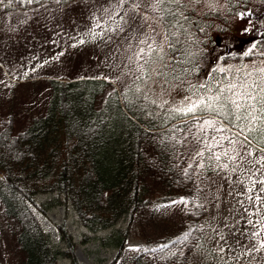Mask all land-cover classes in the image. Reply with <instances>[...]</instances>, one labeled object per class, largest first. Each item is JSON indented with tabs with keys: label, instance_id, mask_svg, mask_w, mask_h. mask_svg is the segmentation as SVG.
<instances>
[{
	"label": "trees",
	"instance_id": "obj_1",
	"mask_svg": "<svg viewBox=\"0 0 264 264\" xmlns=\"http://www.w3.org/2000/svg\"><path fill=\"white\" fill-rule=\"evenodd\" d=\"M74 1L4 0L0 5L35 17L48 4ZM130 1L121 0V6ZM154 4L151 17L160 24L162 39L142 47L148 48L141 56L143 72L122 86L101 75L50 76L44 97L24 101L21 114L6 103L11 96H0V242L8 251L6 264H60L61 258L78 264L70 249L51 242L32 208L35 195L49 192L63 197L50 204L71 205L92 231L113 228L122 219L136 221L144 241L119 264H188L205 241V181L218 169L215 149L221 146L206 148L202 164L195 165L188 145L196 123L211 117L214 124L202 137L219 135L223 144L243 138L264 152V0ZM242 13L258 15L254 30L243 28ZM122 15L120 9L110 22L117 24ZM235 19L236 26L230 25ZM75 36L79 40L55 46L53 54L79 59L90 49L91 32ZM222 40L230 41L216 57ZM153 71L195 99L192 112L170 114L138 90L137 78ZM175 204L183 209L180 218L170 214ZM125 234L118 228L100 238H114L121 256Z\"/></svg>",
	"mask_w": 264,
	"mask_h": 264
},
{
	"label": "rangeland",
	"instance_id": "obj_2",
	"mask_svg": "<svg viewBox=\"0 0 264 264\" xmlns=\"http://www.w3.org/2000/svg\"><path fill=\"white\" fill-rule=\"evenodd\" d=\"M154 1L131 0L124 3L125 8L121 0H75L63 7L52 3L35 17L19 10H5L0 5V96H11L6 103L21 114L26 113L25 104L21 106L24 101L44 97L46 79L50 76L101 75L117 86L132 80L143 72L141 56L148 48L142 47L156 45L162 39L160 24L155 16L151 17V13L157 11ZM183 1L208 6L220 0ZM129 4L136 8L132 10ZM120 9L123 15L113 25L110 18L117 20ZM38 15L40 22L35 23ZM257 16L242 13L239 22L245 21L243 28L247 30L257 25ZM231 23L236 26L238 21ZM77 32L84 35L91 32L89 50L81 53L79 59L70 57L72 54L59 57L53 54L55 46L65 44L67 47L71 41L79 40L75 36ZM238 32L243 31L238 28ZM228 41H221V48L214 56L222 53ZM77 60L79 64L75 63ZM143 75L136 80L138 90L159 106L167 107L170 114L186 113L194 105V98L182 88L165 84L158 77V71ZM16 77L26 78L20 84L18 80L12 84ZM213 124L207 116L198 121L188 145L191 161L201 165L205 149L221 143L215 149L218 169L205 181V241L193 252L188 264H264V247H261L264 243V184L261 183L264 181V152L254 150L241 138H230L223 144L222 136L202 137L200 133ZM19 127L17 122V129ZM57 200L63 201L59 193H39L31 205L49 232L51 242L62 250L70 249L78 264H119L123 256L139 248L144 241L138 234L136 221L128 224L122 219L113 228L92 231L79 220L71 205L50 204ZM38 205L44 206L45 211L39 210ZM170 214L180 218L184 212L175 204L170 207ZM146 225L151 227L152 223L146 222ZM118 228L126 231L122 256L117 255L114 238L104 241L100 238ZM7 259L8 251L0 242V264H6ZM59 262L69 264L65 258Z\"/></svg>",
	"mask_w": 264,
	"mask_h": 264
},
{
	"label": "snow or ice",
	"instance_id": "obj_3",
	"mask_svg": "<svg viewBox=\"0 0 264 264\" xmlns=\"http://www.w3.org/2000/svg\"><path fill=\"white\" fill-rule=\"evenodd\" d=\"M8 2L11 3L12 0H8ZM29 2H31V0H29ZM3 3H4V0H0V4H3ZM194 108H195V105H193L192 107H190V108L188 109V111H189V112H192ZM206 123H207V122H206ZM217 159H219V157H217ZM225 167H227V165H225ZM261 183L264 184V181H261ZM250 190H251V189H249V191H250ZM257 235H259V234L257 233ZM261 247H264V243L261 244Z\"/></svg>",
	"mask_w": 264,
	"mask_h": 264
}]
</instances>
